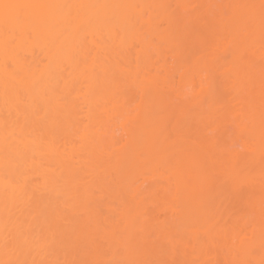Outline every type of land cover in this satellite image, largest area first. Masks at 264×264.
I'll return each mask as SVG.
<instances>
[{
    "label": "bare ground",
    "instance_id": "obj_1",
    "mask_svg": "<svg viewBox=\"0 0 264 264\" xmlns=\"http://www.w3.org/2000/svg\"><path fill=\"white\" fill-rule=\"evenodd\" d=\"M0 264H264V0H0Z\"/></svg>",
    "mask_w": 264,
    "mask_h": 264
}]
</instances>
